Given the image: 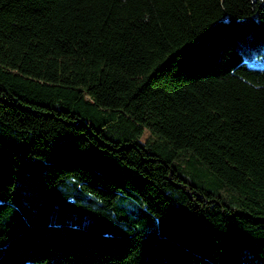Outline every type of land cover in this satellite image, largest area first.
I'll return each mask as SVG.
<instances>
[{"label":"trees","instance_id":"trees-1","mask_svg":"<svg viewBox=\"0 0 264 264\" xmlns=\"http://www.w3.org/2000/svg\"><path fill=\"white\" fill-rule=\"evenodd\" d=\"M264 0H0V264H264Z\"/></svg>","mask_w":264,"mask_h":264},{"label":"rangeland","instance_id":"rangeland-1","mask_svg":"<svg viewBox=\"0 0 264 264\" xmlns=\"http://www.w3.org/2000/svg\"><path fill=\"white\" fill-rule=\"evenodd\" d=\"M259 67H260V68H263V67H264V62H263V64H262V65H260Z\"/></svg>","mask_w":264,"mask_h":264}]
</instances>
